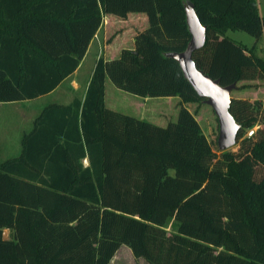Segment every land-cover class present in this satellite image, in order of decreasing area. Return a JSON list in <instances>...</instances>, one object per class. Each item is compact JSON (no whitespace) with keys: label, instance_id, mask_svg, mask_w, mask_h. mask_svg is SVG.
Listing matches in <instances>:
<instances>
[{"label":"trees","instance_id":"16d2710c","mask_svg":"<svg viewBox=\"0 0 264 264\" xmlns=\"http://www.w3.org/2000/svg\"><path fill=\"white\" fill-rule=\"evenodd\" d=\"M187 2L206 27L196 67L222 86L264 80L257 0H0L3 104L57 89L106 15L147 18L132 48L97 59L81 99L41 105L18 156L0 160V264H110L122 246L147 264H264V104L231 100L239 148L217 155L185 106L202 99L167 57L191 39ZM106 78L140 98H179L176 121L107 108Z\"/></svg>","mask_w":264,"mask_h":264},{"label":"rangeland","instance_id":"374dc122","mask_svg":"<svg viewBox=\"0 0 264 264\" xmlns=\"http://www.w3.org/2000/svg\"><path fill=\"white\" fill-rule=\"evenodd\" d=\"M259 13L264 17V0H257ZM138 14H133L130 20L125 23L124 20L120 18H115L116 25L106 27L107 38H109L116 31H120L118 35L113 39V41L105 48L104 51L100 52V57L109 59L111 56L118 57L122 48H132L133 34L141 31L147 27V21L145 23L142 21H137L140 19ZM143 15V14H142ZM145 16V15H144ZM227 36L237 42L252 47L256 40L250 35L240 32V31H228ZM257 44L256 54L264 57V39L262 41V47H258ZM97 51L94 48L89 52L82 63L81 72L84 74L83 80H87L89 74L93 70L94 63L96 60ZM68 83L64 84L57 92L53 95L45 96L36 101L21 103L18 107L20 109L35 110L36 113L42 107L44 103L49 102H64L70 98L68 94ZM236 90L231 93V98L245 99L254 103L255 101H261L264 104V80H254V81H244L238 83ZM84 92L83 82L80 88L75 92L78 98H82ZM179 98L177 97H160V98H140L121 90H118L111 81L106 78L105 80V105L114 111L121 112L123 114L133 116L138 119L146 120L158 126L165 127L170 121L175 122L177 119ZM188 110L195 115L196 120L200 124L202 131L207 137L208 141L211 143L214 152L219 155L220 151L217 148V138H218V122L217 118L212 111V109L205 103H188L185 105ZM3 111L6 116L2 119L5 121V125L11 124L13 122L12 114L9 107L4 108ZM8 110V111H7ZM35 113V112H32ZM17 123V120H16ZM9 133L15 135L14 129L11 127L8 130ZM17 132V131H16ZM8 134V133H7ZM239 148L238 144L230 149V151H237ZM5 152V151H4ZM4 152L0 153V160L5 158L2 155ZM4 239L9 238V231L5 230L3 234ZM125 248V249H124ZM119 250L110 264H147L142 259H135L131 251L127 247L123 246Z\"/></svg>","mask_w":264,"mask_h":264},{"label":"water","instance_id":"95a60500","mask_svg":"<svg viewBox=\"0 0 264 264\" xmlns=\"http://www.w3.org/2000/svg\"><path fill=\"white\" fill-rule=\"evenodd\" d=\"M186 20L191 39L181 53H168L167 57L176 60L184 78L189 82L197 96L214 112L218 122L217 148L220 152L228 151L237 144V136L241 126L230 113L231 93L236 84L222 86L220 80H213L200 71L192 58L194 51L205 44L206 27L197 17L191 2L185 5Z\"/></svg>","mask_w":264,"mask_h":264},{"label":"crops","instance_id":"0c3cea01","mask_svg":"<svg viewBox=\"0 0 264 264\" xmlns=\"http://www.w3.org/2000/svg\"><path fill=\"white\" fill-rule=\"evenodd\" d=\"M136 16H140L139 17L140 19H138L137 21H142L143 23H145V20L147 21L146 16H144L142 14H138ZM115 25H116V20H115L114 16L106 15L104 17L103 24H102L101 28L98 30L95 37L91 41V43L87 49V52H86L83 60L80 62L76 71L71 76H69L62 84H60V86L57 89H55L49 95H53L55 92H57L59 90V88H61L64 84L69 82L68 94H69L70 98H68L64 102L59 101V103L68 104L73 100L74 97H77V96H73V95H75V92L80 88L82 82H83L84 91H85L86 86H87L88 81L92 75L93 70L89 74V77L86 78L87 80H83L84 74L81 72L82 63H83L84 59L86 58V56L89 54V52L92 50V48H94L95 52L97 51V56H96L97 58H96L95 62L97 61V59L100 58V52L104 51L105 48L108 47V45H109L108 41H107L108 38H107V34H106V27L115 26ZM133 36H134V34H133ZM263 39L258 41V44H259L258 47H260V46L262 47V45H260V44H262ZM248 48H250V47H248ZM263 48H264V45H263ZM113 58H116V57L111 56V58H109V60L113 59ZM94 65H95V63H94ZM83 94H84V92H83ZM49 95H47V96H49ZM82 97H83V95H82ZM21 103H25V102H14V103H8V104L0 103V153L5 151L2 154L5 156V158H3V160H1V161H5L7 159L14 158V157L18 156V154L20 153V150H21V144H20L21 136L24 132L30 130L33 119L39 113V112L36 113V109L30 110V111L26 110V109L18 110V107L21 105ZM6 107H9V109L11 110L10 112L13 113L12 117H14L13 122L11 124H8L7 126L5 125V121H3V119H2L3 116H6V114L3 113V111H6L4 109ZM32 112H35V113H32ZM16 120H17V123H16ZM11 127L14 129L15 135L8 132V130ZM4 232H5V230H4ZM4 232H3V234H4ZM121 248L119 250H122Z\"/></svg>","mask_w":264,"mask_h":264},{"label":"built area","instance_id":"2783aa9c","mask_svg":"<svg viewBox=\"0 0 264 264\" xmlns=\"http://www.w3.org/2000/svg\"><path fill=\"white\" fill-rule=\"evenodd\" d=\"M258 127H254L253 129H250L246 132L247 137H252Z\"/></svg>","mask_w":264,"mask_h":264}]
</instances>
